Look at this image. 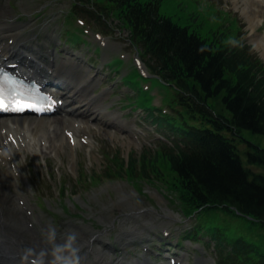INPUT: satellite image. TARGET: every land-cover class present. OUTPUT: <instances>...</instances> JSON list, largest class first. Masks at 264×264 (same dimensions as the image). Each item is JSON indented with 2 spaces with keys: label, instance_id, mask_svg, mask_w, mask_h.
Masks as SVG:
<instances>
[{
  "label": "trees",
  "instance_id": "trees-1",
  "mask_svg": "<svg viewBox=\"0 0 264 264\" xmlns=\"http://www.w3.org/2000/svg\"><path fill=\"white\" fill-rule=\"evenodd\" d=\"M108 1L116 6L114 12L129 24L135 37L153 44L146 33L153 30L154 37L161 38L160 46L175 50L172 58L184 67L177 80L184 88L193 82L210 97L221 93L227 117L214 115L200 102L179 99L192 130L187 132L183 147L177 146L176 152L167 151L165 156L177 176L176 183L188 211L203 208L205 214L218 213L219 206L234 205L243 215L264 223V178L243 170L238 148L232 143L240 130L264 135V72L243 54L215 48L159 22L162 18L151 13L148 4L141 7L136 0ZM196 119L200 120L194 126ZM247 151L248 162L264 167L263 152L252 145H247ZM221 211L233 216L228 208ZM255 246L236 244V249L243 255L251 254L252 264H264V246Z\"/></svg>",
  "mask_w": 264,
  "mask_h": 264
},
{
  "label": "rangeland",
  "instance_id": "rangeland-1",
  "mask_svg": "<svg viewBox=\"0 0 264 264\" xmlns=\"http://www.w3.org/2000/svg\"><path fill=\"white\" fill-rule=\"evenodd\" d=\"M22 1L23 3L21 5V9L26 7L27 12H30L31 15H33L37 9L42 11L44 15H47L49 11L52 10L54 19L57 20V25L60 26V29L56 32V35H60L61 33L60 36L62 38V42H66L67 47L71 46L76 49H81L80 53H82L84 46L71 44L70 41H66V39L64 40L63 30L65 29L64 31H66V28L73 29L74 35L76 34V31L79 33V28L76 26V22L74 23L73 18L67 14L68 6L65 1L53 0L52 3H54V8L48 5L40 4L42 3V0H20L19 3ZM6 2L7 0H1V4H6ZM184 11L186 10L184 9ZM162 12L167 15H172L173 9L171 8L170 4L165 3L162 7ZM63 16L65 17V22L63 21ZM215 18H218V14H215ZM50 23V25H52V23L55 22L51 21ZM63 24L64 26L62 27ZM92 24L94 28L97 27L94 26V23ZM48 31H50L48 33H52V26ZM88 31L92 30L85 27V32L88 33ZM95 36L96 35L93 36L94 39ZM122 39H124V33L122 30H119L115 32V34H113V36L110 38L107 37V42L109 43L110 41L112 44L116 45L117 49H124L125 46L120 42ZM107 45L104 51L105 53L109 54V45ZM128 52L131 53L132 51L128 50ZM98 88H100V86H98ZM100 90L106 91L108 93V98L113 102V109L118 111L121 107L119 99L123 97L127 88L116 84V82L109 83L108 81H105L101 85ZM111 135H113L111 131L102 130V135H100V138L109 137L111 139ZM261 140L262 139L258 140L256 143H261L262 147H260L264 149V142ZM126 142L127 140H125L124 143ZM139 143L140 144L138 145V143L135 141V143L133 142L129 145V147L123 145V148L119 146V143H117L116 148L119 150V155H117V157L121 156L124 158V160H126V149L130 148V146L134 151L131 152V157L140 156L144 149L154 150L151 146V140L147 138H139ZM134 145L138 146L134 147ZM108 146L109 148L102 145L100 152L104 155L108 153V155L106 154L105 156L110 157V154L112 156L114 153V151H112L114 150V147L111 142H109ZM58 158L62 161V165L58 168L57 173L46 167L43 157H39L36 162L33 161V165L30 163V171L26 175V178L28 179V183L31 182L34 188L32 193L28 192V188L30 187L28 184H23L20 178H18V181L16 180L17 185L21 184V186H18L19 193H25L26 195H29L30 205L34 207L33 212L38 213L43 217L41 218L43 223L47 221L54 222L53 226L57 229V235H62V231L70 229V224H81L80 218L71 216L72 214H77V209L83 208L85 204L88 205V210L85 212L87 218L84 217L81 219L86 225H88V222H93V218H98L101 215H103V222L110 220H122L123 218L125 219V216L118 215L114 212L115 207L122 209L123 214L129 213V208H133V211L138 213L139 219L144 223H132L131 225H136L140 228H142L143 225L144 229H142V231L146 230L149 225H157L162 222L175 224L173 221H169L168 219L161 217V215L173 217L179 223L180 229H185L190 224V221H185L182 218L179 208L176 207L175 204L172 205L168 201L172 195L165 191L163 185H154L149 181L140 182L141 179H139L136 183L133 181H126L124 178L115 176L108 178L109 180H104L105 178L102 179V177L105 175V173H107V171L104 169L101 171H96L95 169H98L96 164L88 167L86 164V159L83 158V156L82 159L78 161V163L69 162L63 157ZM151 158L154 157L152 156ZM68 163H72L74 168V172H72L71 175L67 171L68 168L66 165ZM162 163L166 166L163 161ZM35 164H39V166L36 168ZM88 170H90L89 174ZM94 173H96L98 176H96ZM90 174L92 175L91 183L88 182V177ZM80 175L87 176L83 178ZM76 178L79 179L78 183H76ZM93 180H95L94 183ZM137 184L140 191L134 189V186ZM62 186H64L67 192L62 193L59 197V190ZM15 194H17V192H15ZM97 200H99L98 202L102 204H90L91 202ZM63 207H67V213ZM94 207L96 210H98L97 213L95 212ZM128 215H130V213ZM90 216L91 218H89ZM130 218H134V216H131ZM93 225H95V222H93ZM230 232L231 229L225 230V234H230Z\"/></svg>",
  "mask_w": 264,
  "mask_h": 264
},
{
  "label": "bare ground",
  "instance_id": "bare-ground-1",
  "mask_svg": "<svg viewBox=\"0 0 264 264\" xmlns=\"http://www.w3.org/2000/svg\"><path fill=\"white\" fill-rule=\"evenodd\" d=\"M234 5L236 4L239 6V3H246L250 2L251 0H233ZM258 4L263 6L264 8V0H257ZM247 11V5L242 7L240 9L241 13H245ZM1 26V25H0ZM9 28L6 27L5 31H8ZM1 51V48H0ZM8 55V52L2 53V57H6ZM12 55V54H10ZM9 59L11 57H8ZM73 66V65H72ZM21 69V68H20ZM24 71L23 69H21ZM28 72L29 71H24ZM72 73V72H71ZM69 74L73 77V80L75 81L74 84V90L70 92L68 95H71L73 97H77L80 95L81 97L86 98L85 105L88 107L89 105H94L97 107L98 102L100 101V97L93 96L88 91L91 87V84L94 83L97 79L90 75H84L83 73L79 72V75L77 74ZM87 78V79H86ZM88 80V85L86 86V82ZM80 86V87H79ZM80 88L79 90L77 88ZM86 94V95H84ZM106 95V93L102 94L101 96ZM71 98V97H70ZM102 104V98L101 103ZM85 107V108H86ZM93 108V112L82 113L83 116H86L88 120H81V123L75 124L72 120H60L59 122L52 124H49L46 121H33V120H18L19 122L14 124V131L15 135L11 137V139H15V145L13 144L14 141H9L8 143H2L3 147L7 149V153H5L9 158L10 162L13 161L14 158H17L19 154H21L22 151L26 152V154L38 156V152L42 153L44 150L51 151L52 148L53 151H55L56 154H59L61 152V147L63 144V136L61 135V131L65 129L67 132H71L73 134L79 133L81 135H86L88 132L89 121L92 122H98V116L95 114V110L101 111L102 108L98 107L95 109ZM87 109H84V111ZM109 118H111V115H108ZM113 117H116L114 115ZM2 123L9 122L8 120H0ZM53 125L55 131L59 133H55V131L50 132V127ZM6 141V140H5ZM74 146L70 145V149H73ZM59 151V152H58ZM5 178V175L3 176ZM3 181V178L0 180V182ZM5 197L0 198V219L2 221V228L0 230L1 233L5 236L7 242L8 239L15 240L16 244L18 245L17 250H21L23 247V244L30 243V232L26 229L25 224H21L18 222L16 217L6 214L7 206L9 205L10 201L9 199L7 201H4ZM16 211L17 213L21 211L20 207L12 206V211ZM8 212V211H7ZM37 216V219H39V216ZM46 227V226H45ZM42 229V227H40ZM36 233L35 228L33 229V233ZM42 245H47V248H50L51 246L46 243V238L42 239ZM61 241V238L57 237V243ZM78 241H83V236L78 238ZM9 243V242H8ZM10 244V243H9ZM7 247V245L5 244ZM35 246V244H33ZM87 248V247H86ZM88 249V248H87ZM83 251L82 247H80V253ZM89 257L92 260L98 261V259H101L105 253L98 249H92L88 250V253L85 257ZM82 258V259H83Z\"/></svg>",
  "mask_w": 264,
  "mask_h": 264
},
{
  "label": "clouds",
  "instance_id": "clouds-1",
  "mask_svg": "<svg viewBox=\"0 0 264 264\" xmlns=\"http://www.w3.org/2000/svg\"><path fill=\"white\" fill-rule=\"evenodd\" d=\"M57 241V230L49 227L46 243L50 248H25L20 255V264H80V247L78 233L68 229Z\"/></svg>",
  "mask_w": 264,
  "mask_h": 264
},
{
  "label": "snow or ice",
  "instance_id": "snow-or-ice-1",
  "mask_svg": "<svg viewBox=\"0 0 264 264\" xmlns=\"http://www.w3.org/2000/svg\"><path fill=\"white\" fill-rule=\"evenodd\" d=\"M5 79H7L5 77ZM26 108L39 111V109H36L34 106L29 104H24L19 100H13L11 103H6L4 96H3V89L0 88V112L3 111H24Z\"/></svg>",
  "mask_w": 264,
  "mask_h": 264
}]
</instances>
